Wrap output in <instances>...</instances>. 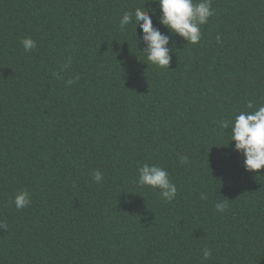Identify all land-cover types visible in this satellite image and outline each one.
I'll return each instance as SVG.
<instances>
[{"label": "trees", "instance_id": "obj_1", "mask_svg": "<svg viewBox=\"0 0 264 264\" xmlns=\"http://www.w3.org/2000/svg\"><path fill=\"white\" fill-rule=\"evenodd\" d=\"M143 5L171 36L169 68L120 28ZM212 8L191 44L155 0H0V264H264V169L246 171L221 126L264 104V0ZM145 163L173 201L138 184Z\"/></svg>", "mask_w": 264, "mask_h": 264}, {"label": "clouds", "instance_id": "obj_2", "mask_svg": "<svg viewBox=\"0 0 264 264\" xmlns=\"http://www.w3.org/2000/svg\"><path fill=\"white\" fill-rule=\"evenodd\" d=\"M161 10L159 23L165 26L170 33L179 35L188 43L197 44L202 39L201 26L208 23L209 18L214 15L212 0H155ZM151 12V15H150ZM156 15L154 9L137 8L135 12H125L120 21V28L123 30L127 25L134 23L142 30V41L145 45L147 61L160 68H169L172 60V48L169 47L171 36L164 34L154 26L153 16ZM137 32V31H136ZM140 40V38H139ZM217 37V43H220ZM25 51L30 52L36 47V41L32 38H25L21 41ZM71 63L68 58L64 66L66 70ZM60 78V74H55ZM70 85L73 81H67ZM250 111H239L235 115L231 125L229 122H221V126L226 130L231 128V141H235L234 151L244 156V166L246 171L259 172L264 169V104L254 105L252 101L247 103ZM181 163H187V157H181ZM138 184L141 187H152L160 190V196L167 202L173 201L178 193V188L172 182L168 171L159 165L143 164L138 169ZM104 179V174L100 170L93 172V180L100 183ZM201 199H207L206 194H201ZM32 203V193L28 190L17 192L14 204L17 210L23 209ZM218 212L223 213L228 208L227 200L218 201L215 205ZM7 225L0 222V229H5ZM205 259L212 258V250L208 247L202 249Z\"/></svg>", "mask_w": 264, "mask_h": 264}]
</instances>
